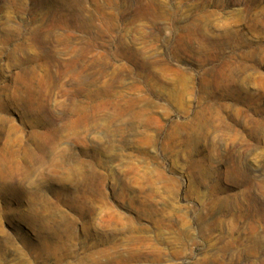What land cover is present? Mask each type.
Returning a JSON list of instances; mask_svg holds the SVG:
<instances>
[{"label":"rangeland","instance_id":"rangeland-1","mask_svg":"<svg viewBox=\"0 0 264 264\" xmlns=\"http://www.w3.org/2000/svg\"><path fill=\"white\" fill-rule=\"evenodd\" d=\"M103 249L264 264V0H0V264Z\"/></svg>","mask_w":264,"mask_h":264},{"label":"bare ground","instance_id":"bare-ground-1","mask_svg":"<svg viewBox=\"0 0 264 264\" xmlns=\"http://www.w3.org/2000/svg\"><path fill=\"white\" fill-rule=\"evenodd\" d=\"M27 88V87H26ZM27 91V90H26ZM24 98V97H23ZM22 98V99H23ZM21 100V99H20ZM36 125V124H35ZM36 131V130H35ZM38 131V130H37ZM41 135H42V133H40ZM34 135H37L35 132H34ZM42 137V136H41ZM33 138V137H32ZM36 139V138H35ZM41 139V138H40ZM42 150V149H41ZM32 156V155H31ZM29 157V156H28ZM32 158V157H31ZM33 211H35L34 209H32ZM27 216V215H26ZM33 217H34V219H33ZM36 218H39L38 217V214H34V215H31V213H30V216L28 215L27 217H25V219L27 220V221H29V224H30V226H32L33 228H35L36 226H38V230H40V232L42 233V230H43V226H41V224H42V220H39L40 221V224L38 225L37 224V222H36ZM32 220H33V222H32ZM38 221V220H37ZM36 231V230H35ZM38 234V233H37ZM61 237V236H60ZM45 240V239H44ZM44 240H43V236H39L38 237V240L37 241H39V245H44ZM58 240V239H57ZM42 252V251H41ZM96 254L99 256V257H103V258H105V259H107L106 260V262H102V263H100V264H109L108 262V251L106 250V249H103V250H100V251H98V252H96ZM94 263H95V261H93ZM100 262V261H99ZM96 263H98V262H96ZM95 263V264H96Z\"/></svg>","mask_w":264,"mask_h":264}]
</instances>
